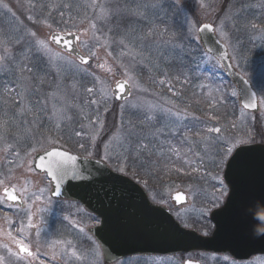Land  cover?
Masks as SVG:
<instances>
[{"label": "rangeland", "instance_id": "rangeland-1", "mask_svg": "<svg viewBox=\"0 0 264 264\" xmlns=\"http://www.w3.org/2000/svg\"><path fill=\"white\" fill-rule=\"evenodd\" d=\"M153 2L157 3V7L138 9V5ZM3 4H7L8 8H4ZM32 4L35 7H30ZM101 6L106 9L119 6L122 11L100 19ZM137 10L143 15L134 14ZM61 12L64 13L63 18ZM30 16L32 19H29ZM62 19L68 20V24L65 25ZM204 23L215 26L218 37L229 49L234 66L256 89L260 101V113L257 115L247 113L239 106L238 95H231L232 91L237 92L235 86L217 61L205 55L199 47L196 37ZM93 24L96 27H92ZM253 24L257 26L255 29L251 27ZM221 27L228 34L227 39L220 37ZM129 30H133L135 35H146L149 30L163 32L164 35L148 37L143 42L135 41L131 47L140 55L133 61L131 56L121 55L128 49L118 43L122 34ZM55 31L77 32L80 48L92 59V63L85 67L61 53L73 63L52 61L48 55L33 49L30 63L37 91L31 95L23 93L16 83V75L0 72V121H9L6 127H0V256L4 257L5 264H103L101 252L87 231L98 224L97 219L89 217L74 204L52 198L50 203L37 200L39 190L50 187V183L45 175L38 174L33 168L37 152H32L31 156L27 153L32 147L39 148L36 141L41 140L45 147L60 146L101 160L105 145L112 141L122 117L125 124L131 122L137 125L138 131L140 128L149 132L160 131L154 138L149 136L152 155L145 153L135 159V154H132L127 162L126 174H121L148 187L152 199L168 206L176 217L179 212L180 218L177 219L187 228L207 225L210 233L213 226L209 215L226 199L225 195L218 202L214 200L221 189L213 177L219 175L223 178V170L213 164L217 157L213 155L211 146L216 141L212 138L218 135L225 139L238 138L251 133L254 143L264 142L261 136L264 133V0H0V39L11 42L13 54L21 51L22 46L15 44L18 38L23 40V48L30 47L33 40L28 35L30 32H35L36 39L46 41L54 52H58L49 43V37ZM173 37L182 42L183 50L163 43L159 48L152 46L153 41ZM0 54H3L2 48ZM94 77L97 79L94 80ZM121 79L130 83L132 97L118 104L112 87ZM41 80L43 83H40ZM74 82L77 84L75 94L71 88ZM58 85L61 86V95L67 92L66 99L77 107L69 110L72 120L63 122L56 130L51 119V106L41 110L39 102ZM6 86L12 90L6 92ZM86 87H93L94 94L89 96L84 91ZM104 93L107 94L106 106L103 102L98 105L85 103L90 99H102ZM132 104L137 107H132ZM22 105L31 106L35 117L32 114L20 115ZM147 105L158 106L156 119L151 124H142ZM159 108L164 111H159ZM168 109L173 113L179 112L180 118L168 115ZM97 118L99 122L96 125L90 124V120ZM208 127H220L222 131L220 134L208 133ZM25 129L31 131L26 133ZM97 129L98 134L93 137ZM80 130L85 134L76 136L75 131ZM45 137H51L55 143H49L44 140ZM111 146L116 152H122L115 144ZM105 163L115 171L123 161L112 159ZM7 187L15 188L22 196L26 202L24 209L5 201L3 191ZM180 191L188 195L189 204L175 209L172 196ZM49 196L50 192L44 193L45 199ZM203 209L208 211L201 215ZM30 213H34L32 222L35 228L27 227ZM22 224L25 230L20 233L18 229ZM73 225L84 227L85 232L80 233ZM9 233L17 239H24L33 256L21 254L18 258L10 255L5 245L13 252L18 249ZM68 240L72 241L78 253L86 257L83 262L65 254L67 245L60 242ZM189 258L202 264H210L216 259H220L221 264H237L227 256L212 259L204 254H194ZM262 259L241 264H264ZM161 260L134 258L123 264H154ZM170 261L183 264L181 257Z\"/></svg>", "mask_w": 264, "mask_h": 264}, {"label": "water", "instance_id": "water-1", "mask_svg": "<svg viewBox=\"0 0 264 264\" xmlns=\"http://www.w3.org/2000/svg\"><path fill=\"white\" fill-rule=\"evenodd\" d=\"M59 35L65 37V41L61 44L52 42L57 48L75 56L80 62L86 59L89 63V59L78 49L77 35ZM199 39L205 51L211 49L209 54L217 60L227 54V58L220 59V64L236 86L240 105L248 112L258 113L260 107L256 91L234 67H227L233 64L227 47L217 38L214 27L199 31ZM242 89L248 90L247 96L241 94ZM130 92L128 84L121 90H117V84L114 87V94L119 102L127 100ZM245 104L250 106L245 108ZM247 146L251 150L243 154L240 165L226 174L230 194L225 206L211 215L215 224L212 237H203L197 232L182 228L165 207L152 203L147 192L139 185L90 158L75 155L77 168L87 178L66 180L62 195L53 198L80 202L87 211L101 219L100 226L89 229V232L98 241L107 264L138 254L162 255L201 250L249 258L251 255L264 253V240L251 239L249 233L250 231L253 236L264 233V146ZM55 149L73 155L65 150ZM38 163L37 155L35 168L44 173L36 167ZM48 178L51 181V177ZM177 195L173 198L177 207L188 203L186 195L180 194L184 197L181 201L175 199ZM11 202L23 205L19 198ZM248 213H251L252 220L261 222L248 221Z\"/></svg>", "mask_w": 264, "mask_h": 264}, {"label": "snow or ice", "instance_id": "snow-or-ice-1", "mask_svg": "<svg viewBox=\"0 0 264 264\" xmlns=\"http://www.w3.org/2000/svg\"><path fill=\"white\" fill-rule=\"evenodd\" d=\"M4 8H8L7 4L2 5ZM30 7H35L34 4L30 5ZM64 7H68V5H64ZM140 7H157V3L153 2L151 4H144L142 6L138 5V9ZM11 11V9H9ZM122 9L117 6L115 8H110L106 9L105 6H101V15L100 19H106L107 16L109 15H118ZM136 15H143V12L137 10L134 12ZM49 15L51 13L49 12ZM61 17L63 18L64 13H60ZM29 19H32L30 16ZM44 23L47 24V20L43 21ZM62 22L67 25L68 20H63ZM48 27H51V25H48ZM92 27H96L95 24L92 25ZM211 25H204L203 28L199 29V31H204V30H211ZM253 29H255L257 26L256 25H251ZM30 37L33 38L32 43L30 47L28 48H23V40L18 38L15 41L16 45H21V51L18 54H13L11 51V42L8 39H0V48L3 49V54H0V72H11L14 75L17 76V81L18 85L23 89V93L26 95H31L34 91H37V86H36V78L34 76V69L33 66L30 63V53L35 49L37 52L44 53L45 55H48L50 57V60H67L66 57L62 56L60 52H54L49 44L46 41L43 40H38L36 39V33L35 32H30L28 33ZM155 35H160L163 36L164 33H156L153 30H149V32L146 35H135L133 30H129L125 33L122 34L121 38L119 39L118 43L120 45H124L125 48L128 49L127 52H121V55H128L133 58V61H135L136 56L140 55V53L136 52L134 48L131 47L135 41L139 40L141 42L145 41L148 39V37H152ZM220 37L222 39H227V33L223 31V27H221ZM199 39V37H196ZM51 41L56 43V44H61L65 41V37L60 36L59 33H56L51 36ZM127 41V43H126ZM163 43L165 46L171 45L173 49L180 48L183 50L182 42L177 41L174 37L169 39V40H164V41H153L152 46L159 48L160 44ZM87 46V45H86ZM211 52V49H208V51L205 53V55H208ZM94 55V53H93ZM111 55V53H109ZM227 58V54L225 53V56L221 57L220 59ZM220 59L217 60V64L220 63ZM83 63H87V60L84 59L82 61ZM68 64H72L73 62L71 60H67ZM223 67V65H221ZM101 68L104 67V65H100ZM123 67V65H121ZM228 68L233 67V65H228ZM125 72L127 73V69H125ZM27 73L28 75H25ZM97 79L94 77V80ZM129 79L131 77L129 76ZM40 83H43L41 80ZM128 83L127 80H125L123 83L117 82V90H121L125 87V85ZM163 83V81H161ZM246 83V82H245ZM133 86H135L133 82ZM72 91L75 94L77 90V84L74 82L71 85ZM12 89H9L7 86L5 87L6 92H10ZM84 91L89 94V96L94 94V88L93 87H86ZM241 94L243 96L248 95V90L247 89H242ZM232 96H236L237 92L232 91L231 93ZM67 92H64L63 95H61V86H57L55 90L50 92L43 100H41L40 103V108L41 110H44L48 105L51 106L52 108V116L51 119L54 122V128L56 130H59L61 128V124L63 122H70L72 120L71 115H69V110L70 108H75L77 105L75 104H70L68 100L66 99ZM121 96H123V92H121ZM101 102L107 103V94L104 93L102 99H90L86 100L85 103L91 104V105H98ZM60 105L59 107L57 105ZM132 107H137L135 104L131 105ZM249 104H245L244 107L247 108L249 107ZM254 107V105H252ZM158 110L157 105H147L145 108L144 112V120L142 121V124H151L153 120L156 119V111ZM82 111V108H81ZM159 111H164L163 108H159ZM25 114H32L35 117V113L32 112L31 106L24 107L23 105L20 108V115H25ZM168 115L172 116L175 115L177 119L180 118V113H173L171 109H168ZM34 122V121H33ZM90 124L96 125L99 121L98 118L95 120H90ZM9 121H0V127H6L8 125ZM25 123H28L25 121ZM83 125L81 126V129H83ZM103 127V125H101ZM137 125L128 122L125 124L123 117L121 118V123L119 128L116 130V132L113 135L112 141L109 144L105 145V153L104 156L101 158L98 163H105L108 160L116 159L123 161V163L119 164L115 171L119 173H124L126 174V167H127V162L129 159V156L132 154H135V159H139L143 154L147 153L148 155H152V145L151 141L149 140V136L155 137L157 132H159V129H156L155 131H145L144 128H140V130H137ZM31 131L30 129H25V132ZM98 129L93 132V137L98 134ZM208 133H221V128L220 127H208L207 129ZM85 133L80 130V131H75L76 136H82ZM262 138H264V133H261ZM206 139V138H202ZM213 140L216 141L215 145H212L211 147L214 149L213 155L217 157L216 159L213 160V164L220 168L221 170L226 169L224 171L223 178L219 177V175H216L213 177V179L218 181L219 187L221 191L219 192L218 196L214 197V200L218 202L222 197L228 194V186L229 184H225V178L226 174L230 170H234L237 168L240 163H241V158L243 154L247 151H250L251 148L248 147L247 145H250L254 143V139L251 133H246L243 136L240 137H231L225 139L222 135H218L212 138ZM44 140L48 141L49 143L54 144L55 141L51 139V137H45ZM37 145L40 147H32L30 152L27 153V155L31 156L32 152H37L38 153V160L39 163L36 165V167L40 168L43 170L45 175L47 177H51L50 181V187L48 188H41L40 195L36 196L37 200H43L45 203H50L51 202V197H57L59 198L62 195V187L65 183L66 180L71 181V180H84L87 177L84 176V174L77 168L76 166V161L77 157L75 155H68L64 151H59L56 150L54 147H45L42 143L41 140L36 141ZM115 144L116 147L122 149V152H116L115 148H113L111 145ZM261 146H264V144H261ZM81 148L84 147L83 144L80 145ZM174 150V149H173ZM175 151V150H174ZM208 149H205V154H207ZM179 155V153H176ZM203 159V158H202ZM31 163V161H29ZM26 191V190H24ZM45 192H50L51 196L47 197L45 199L44 193ZM35 195V194H33ZM4 196L7 198V200L15 201L18 199L17 195L15 194V188L12 190H9L8 188L4 189ZM175 199L177 201H181L184 199V197L180 194H178ZM37 211H43V209H37ZM80 211V209H78ZM208 209H203L201 210V215H203L205 212H207ZM34 213L28 214L27 217V227L29 228H35L36 225L33 224L32 219H33ZM177 217L180 218V213H177ZM248 221L251 223H260L261 221L259 220H252L251 219V213H248ZM65 219H68V217H65ZM74 228L78 227V231L80 233L85 232L84 227H79L77 225H73ZM25 230V226L22 224L20 229L18 231L20 233H23ZM250 233V238L251 239H261L264 240V233H261L259 236H253L252 233ZM207 235V233H205ZM9 236L17 246L18 251L13 252V249L5 245L4 247L7 249L8 253L10 255H15L18 258L21 257V254L26 255L28 257L33 256V252L29 245L25 243L24 239H17L16 237H13L11 233H9ZM37 236H39V232H37ZM60 243L66 244L67 247L65 248V254L69 255L71 258L75 259L76 261L83 262L86 257L80 253H78L76 247L73 245L71 240L68 241H61ZM0 264H5L4 257L0 256Z\"/></svg>", "mask_w": 264, "mask_h": 264}, {"label": "bare ground", "instance_id": "bare-ground-1", "mask_svg": "<svg viewBox=\"0 0 264 264\" xmlns=\"http://www.w3.org/2000/svg\"><path fill=\"white\" fill-rule=\"evenodd\" d=\"M169 117V116H168ZM176 118V117H175Z\"/></svg>", "mask_w": 264, "mask_h": 264}]
</instances>
